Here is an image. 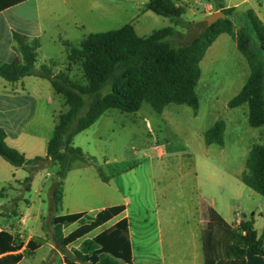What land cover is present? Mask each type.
Here are the masks:
<instances>
[{"label": "rangeland", "instance_id": "1", "mask_svg": "<svg viewBox=\"0 0 264 264\" xmlns=\"http://www.w3.org/2000/svg\"><path fill=\"white\" fill-rule=\"evenodd\" d=\"M147 1L43 0L39 7L47 30L43 46L37 51L36 66L49 65L55 71L63 65L62 69H69L72 79L85 83L80 63L67 62L66 51L63 50L65 45L48 42V38L58 31L68 34L70 45L78 46L81 39L90 33L115 29L127 23L132 24L140 36L148 35L154 29L173 26L177 31L186 33L188 38L204 26V20L200 18L206 8L201 0L182 3L186 12L177 24L169 17L146 10ZM233 17L235 28H240L244 20L238 15ZM196 18L199 20L196 21ZM52 26L54 30H51ZM249 34L252 42L259 46L255 33L250 30ZM259 53L264 62V50ZM200 69L195 88L198 96L196 112L187 104L171 103L158 113L149 103L143 102L140 109L134 112L110 108L99 128L87 131L85 139L95 141L94 145L97 144L99 153L103 154L97 161L102 172L114 173L116 163L121 169L133 161L139 163L135 174L127 176V181L131 182L129 214L137 264L157 261L162 249L182 252L196 249V238L201 233L199 210H202L204 218L203 238L210 249L214 248L217 254L223 255L222 229L211 223L209 210L203 208L205 205H216L224 214L228 212V218L232 217L231 210L235 208L241 216L253 219L259 235L263 231L264 197L240 180L251 147L262 140V127H253L248 123L247 104L233 108L227 106L229 99L245 83L249 66L237 49L235 40L226 33L200 62ZM108 90L106 85L104 92ZM57 101L60 102L55 105L59 107L61 99ZM146 120L151 124L149 127ZM216 121L224 123L223 143L207 145L204 131ZM85 133L79 134L76 141L85 137ZM90 146L97 149V146ZM14 169L17 168L0 156V200L7 195L14 196L16 200L14 203L11 198L8 204L0 205V229L12 231L16 241L26 243L32 237L42 244L35 253L25 250L24 246V258L18 264H62L63 251L56 245L49 222L55 214L53 206L32 205V202L17 204L24 195H30L32 201L35 195L31 182L41 169L33 174L28 190L22 183L24 179L17 181L12 178L13 173L18 179L26 177L28 170ZM39 178L40 175L36 181ZM77 206L88 210L89 213L85 212L89 215H94L101 208V205ZM74 208L75 205H61L56 214ZM109 223L66 248H80L84 240L105 230L111 225ZM78 226L77 223L72 224L64 229V233ZM48 245L52 246L51 251Z\"/></svg>", "mask_w": 264, "mask_h": 264}, {"label": "trees", "instance_id": "2", "mask_svg": "<svg viewBox=\"0 0 264 264\" xmlns=\"http://www.w3.org/2000/svg\"><path fill=\"white\" fill-rule=\"evenodd\" d=\"M24 0H0V10ZM224 13V17L206 26L193 37L177 31L173 26L154 29L148 35H138L132 24L102 32L90 33L78 46L67 44V60L79 62L85 83L74 80L69 69L53 72L49 65H41L35 71L40 39H29L14 32L15 49L20 60L0 62V76L16 81L24 75H37L50 81L57 94L62 96L67 109L57 114L53 133L47 143L44 156L27 158L24 153L10 146L5 131L0 127V156L15 167L27 169L29 174L22 183L28 190L33 174L52 164L58 165L50 190V203L55 214L50 217L56 245L63 251L64 264H132L127 218H121L105 230L81 243L80 248L68 250L67 245L87 233L105 225L124 210V205H111L89 215L85 211L56 214L61 208L64 177L75 160L87 162L73 137L92 125L106 110L117 108L122 112H134L147 102L158 113L168 104H187L196 112L198 96L195 88L200 78V61L213 41L227 33L236 42L237 49L249 66V75L240 90L227 102L230 108L247 104L250 126L262 127V140L249 152L240 180L264 197V62L260 50H264V23L251 8L244 13V24L236 29L230 18L234 9L222 8L220 0H205ZM146 10L169 17L175 24L186 12L184 4L177 0H149ZM253 31L259 41L256 46L250 37ZM54 66V63H51ZM109 90L104 92L105 86ZM87 110L84 111V108ZM224 123L216 121L204 131L207 145L223 143ZM100 176L105 179L101 167ZM212 224L222 229L224 254L210 249L202 236L206 264H245L246 252L264 255L261 247L264 229L259 237L252 219L240 221L231 227L214 210H209ZM13 213L15 211L13 210ZM77 223L79 226L67 234L63 227ZM23 242L16 241L8 230H0V264H16L24 256L19 250ZM41 243L30 238L25 250L33 251Z\"/></svg>", "mask_w": 264, "mask_h": 264}, {"label": "crops", "instance_id": "3", "mask_svg": "<svg viewBox=\"0 0 264 264\" xmlns=\"http://www.w3.org/2000/svg\"><path fill=\"white\" fill-rule=\"evenodd\" d=\"M42 1L43 0H24L22 2H19L18 4L0 10V62L10 63L16 60H20V54L15 49L16 42L13 38L14 32L23 34L29 39L34 37L39 38L40 47H38V49H41V47L43 46V36L47 30L42 22V11L39 7V4L42 3ZM177 1L180 3H187L189 0ZM201 2H203V6L206 8V12L201 16L200 19L204 20V17H206L210 13L221 9L213 8V4H210L205 0H201ZM220 2L222 4V8L232 7L234 9L233 14L230 16L233 23L235 20L233 16H241L243 20L244 12L249 8L253 9L264 23V0H220ZM27 10H29L28 14ZM195 20L197 21L199 20V18H196ZM51 30H54L53 26ZM225 34L226 33L220 34L213 41V43L206 50L203 58L212 50L214 46H216L218 40ZM67 35L68 34L66 32L58 31L48 38V42H58L62 45H65L63 47V50L66 51V60L67 44H70V40L67 38ZM202 60L200 62H202ZM67 62L69 61L67 60ZM36 63L35 71L39 69V67L36 66ZM62 68H64L63 65ZM62 68L60 67L53 72L65 70ZM58 99H61V105L59 107H56L55 104H57V102H60L57 101ZM66 109L67 105L65 104L64 99L62 98V96L55 92L48 79L31 74L24 75L16 81H8L0 76V127L5 131L6 142L10 146L24 153L27 158H32L38 155L44 156L46 154L47 143L52 136L56 116L59 112ZM108 110H106L92 125L77 133L73 137V144L79 146L82 149L83 153L87 157H90V160H88L87 162L80 160H75L72 162L69 171L64 177L61 205H75V208L73 210H67L68 212L66 211V213H71L73 211H87L89 213L88 210H82L83 208L77 205H101V208L110 205H124V210L112 220H110L109 222L111 223L109 224H112L121 218H127L132 264H137L135 262L136 247L134 246L133 232L130 224L129 214V205H132L131 188L129 187L131 182L129 183L127 181V176H129L130 174H135V168L139 166V163L133 161L122 169L120 168V166H117L116 163V170L114 171V173L106 174L103 172V176L105 177V179H103L98 172V167L101 166L97 162L100 156L102 157L103 154L99 153L100 151L98 150V145H94L95 141H93L92 139H85L88 137L87 131L90 130V128H99V124L103 119H105V115L107 114ZM150 125V122L146 120V126L149 127ZM81 133H85V135H83L85 137H83L80 141H76L77 136H79V134ZM90 144L95 147L97 146V149L90 146ZM157 156L162 157L158 154ZM106 161L110 162V160L108 159H106ZM15 168L17 169L14 170L24 169L22 167ZM57 170V164H52L39 170L38 173L34 176V179L32 180L30 186L33 187L32 189L35 195L34 198H32L31 201L30 195H28L27 197L24 195L17 204L21 203L28 205L30 202H32V205H51L50 190L53 183V177L56 174ZM38 174L40 175V178L36 181V177L39 176ZM12 175V178L17 181H21L25 178V176H23V178L18 179L14 177V173ZM134 187L136 188V184H134ZM197 188L198 186L196 187V189ZM11 198H13V201L15 203L16 200L14 196L10 197L7 195L5 198H2L0 200V205L8 204V201ZM203 208H205V210L207 208V210L211 209L216 211L231 227H237L240 221L249 220L245 217V215L241 216V213H239V211L235 208L231 210V218H228V212L227 214H224L217 208L216 205H205ZM199 211L200 216L198 219V225L201 226V233L196 238L197 248L188 252L175 250L164 251L162 249L157 256L158 260H151V263L206 264V255L204 252L202 241V225L204 224V218L202 217V210ZM70 225L63 227V231ZM253 228L255 229L254 221ZM8 231L12 233V231ZM256 233L257 237L261 235H259L257 230ZM262 239H264V237H262ZM24 246L25 243L19 250L20 252L23 251L22 248ZM48 246L51 251L52 246ZM41 247L42 244L33 250L34 253ZM23 258L24 256L22 257V259ZM19 262H17L16 264H18ZM138 264L149 263L146 261L140 262Z\"/></svg>", "mask_w": 264, "mask_h": 264}, {"label": "water", "instance_id": "4", "mask_svg": "<svg viewBox=\"0 0 264 264\" xmlns=\"http://www.w3.org/2000/svg\"><path fill=\"white\" fill-rule=\"evenodd\" d=\"M224 16L225 15L222 11H214L204 17L205 25L208 26L213 22L217 21L218 19L223 18ZM245 264H264V257L263 255H256L250 251H247Z\"/></svg>", "mask_w": 264, "mask_h": 264}, {"label": "built area", "instance_id": "5", "mask_svg": "<svg viewBox=\"0 0 264 264\" xmlns=\"http://www.w3.org/2000/svg\"><path fill=\"white\" fill-rule=\"evenodd\" d=\"M155 147H157V145H155ZM261 247L264 250V240L262 241ZM263 257H264V255H263Z\"/></svg>", "mask_w": 264, "mask_h": 264}]
</instances>
